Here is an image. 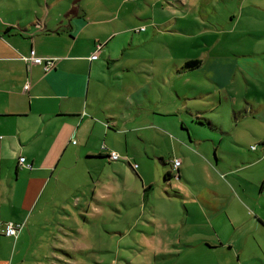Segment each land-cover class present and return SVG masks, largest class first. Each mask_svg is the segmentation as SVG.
<instances>
[{
	"label": "rangeland",
	"instance_id": "374dc122",
	"mask_svg": "<svg viewBox=\"0 0 264 264\" xmlns=\"http://www.w3.org/2000/svg\"><path fill=\"white\" fill-rule=\"evenodd\" d=\"M81 2L93 21L88 33H117L111 44L113 63L149 65L166 77V83L156 81L155 94L160 87L168 103L154 121L164 123L168 131H154L153 146L133 141L128 147L125 142L118 149L109 147L120 160L92 161L90 176L81 175L79 168L72 176L62 175L54 189L57 194H48L54 214L46 210L50 223L42 232L33 231L25 264H264V226L257 224L264 225V0ZM145 29L146 40L138 35ZM245 55L250 56V69L241 60ZM195 59L201 61L200 68L181 69ZM213 62L222 69L219 76L214 75ZM212 77L224 86L216 89ZM194 85L203 90L195 105L212 108L211 115L230 132L222 142L205 125L194 126L190 134L178 131L180 125L171 128L178 116L166 113L179 114L176 104H181L174 89L192 92L189 87ZM213 91L231 98L218 111L210 98ZM233 109L245 110L249 117H234ZM188 136L203 141L200 151L209 153L210 165L199 161L185 142L177 144L179 138L189 143ZM241 138L247 141L241 146L233 141ZM174 158L184 169L180 178L171 169ZM126 161L136 166L135 172ZM167 172L176 178L166 179ZM206 179L217 191L226 193L228 186L227 192L242 205L231 203L243 222L240 227L226 225L224 214L217 223L216 218L209 220V208L193 201L189 192L208 186ZM146 187L150 190L143 194ZM213 244L222 246L211 251Z\"/></svg>",
	"mask_w": 264,
	"mask_h": 264
},
{
	"label": "crops",
	"instance_id": "0c3cea01",
	"mask_svg": "<svg viewBox=\"0 0 264 264\" xmlns=\"http://www.w3.org/2000/svg\"><path fill=\"white\" fill-rule=\"evenodd\" d=\"M81 1L0 0V264L26 263V244H32L34 232H42L43 225L50 223L49 216H44L46 210L54 214L49 208L52 202H49L48 194H57L54 189L62 175L72 176L76 168L82 171L81 175H88L92 161L114 162L108 158L115 152L109 147L118 149L123 142L128 147L133 141L153 146L154 131L159 134L168 131L164 123L154 121L155 116H162L158 110L168 103L164 101L165 94L160 87H157L160 94L158 91L157 96L155 94L156 81L166 83V77L155 74L149 65L118 66L113 63L116 59L111 44L117 33L110 36L88 33L93 21L82 9ZM139 31L142 34L138 35L146 40L147 30ZM140 39L136 42L140 43ZM103 40H106L105 45ZM31 50L35 51L36 57L54 60V65L44 70L43 65L26 61ZM95 54L97 58L92 60L91 56ZM243 57L242 62L250 69V56ZM212 70L219 76L222 69L213 62ZM211 81L216 89L224 86L215 77ZM26 85L28 89L24 90ZM189 89L192 92L183 90L181 93L174 89L181 104H176L179 114L166 113L178 116V121L172 122V130L180 125L178 131L190 134L194 132V126L205 125L222 142L223 137L229 136V130L211 115L209 110L213 111L212 108L202 109L195 105L203 98V90L195 85ZM210 94L217 111L231 101L220 91ZM232 114L238 118L249 117L245 110L233 109ZM117 136H123V140H116ZM190 138H187L189 143L179 138L181 144H177L182 147L185 142L199 161L210 163L209 153L200 151L199 145L203 141H190ZM119 140L120 144L115 143ZM233 141L240 146L247 142L243 138ZM212 143L219 146V142L212 140ZM19 158H24L25 162L21 164ZM159 159L163 162L164 157L161 155ZM181 166L180 162L176 170L179 178L184 172ZM171 169L173 171L172 163ZM206 181L208 184L210 180ZM260 184L264 193V179ZM148 190L150 187L144 188L143 194ZM227 191H217L208 184L189 194H194L195 203L201 202L209 208H205L209 220L216 218L217 223L218 216L224 214L226 225L240 227L243 222H239L231 209V203L238 201ZM239 191L243 192V189ZM259 222L257 224L264 226ZM9 223L21 225L15 236L7 237L1 233ZM221 246L213 244L209 250Z\"/></svg>",
	"mask_w": 264,
	"mask_h": 264
},
{
	"label": "built area",
	"instance_id": "2783aa9c",
	"mask_svg": "<svg viewBox=\"0 0 264 264\" xmlns=\"http://www.w3.org/2000/svg\"><path fill=\"white\" fill-rule=\"evenodd\" d=\"M98 47H101V46H98ZM96 58H97L96 54L91 56L92 60H95ZM26 61H29L31 64L43 65L44 66V70H48L49 68H51L54 65V62H55L52 59H42V58L36 57L34 50L30 51L29 59H27ZM27 89H28V85L24 86V90H27ZM102 149H104V147ZM108 158L111 161H118L120 159V157L115 152H111L108 155ZM19 162L21 164H23L25 162V159L24 158H19ZM179 165H180V161L179 160H174L173 163H172L173 170L176 171L177 168L179 167ZM26 167L30 168V165L27 164ZM135 168H136V166H133V169H135ZM20 229H21V225L20 224L9 223V224H6V226H4V228L1 230V233L3 235L7 236V237H11V236H15L19 232Z\"/></svg>",
	"mask_w": 264,
	"mask_h": 264
},
{
	"label": "trees",
	"instance_id": "16d2710c",
	"mask_svg": "<svg viewBox=\"0 0 264 264\" xmlns=\"http://www.w3.org/2000/svg\"><path fill=\"white\" fill-rule=\"evenodd\" d=\"M201 65L200 60H190L184 63V69L185 70H192L197 69ZM170 175L166 173L165 178L167 179Z\"/></svg>",
	"mask_w": 264,
	"mask_h": 264
},
{
	"label": "flooded vegetation",
	"instance_id": "af4514ba",
	"mask_svg": "<svg viewBox=\"0 0 264 264\" xmlns=\"http://www.w3.org/2000/svg\"><path fill=\"white\" fill-rule=\"evenodd\" d=\"M173 172H177V171H174V170H173ZM169 175H170V176H169L167 179H169V178H171V177H175V176H171V174H169ZM176 177L179 178L178 174L176 175ZM176 177H175V178H176Z\"/></svg>",
	"mask_w": 264,
	"mask_h": 264
}]
</instances>
